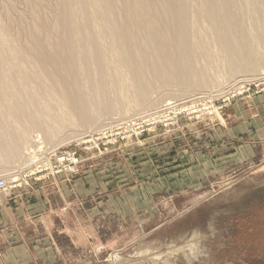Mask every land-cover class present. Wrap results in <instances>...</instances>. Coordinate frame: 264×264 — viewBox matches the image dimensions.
I'll return each instance as SVG.
<instances>
[{
    "label": "rangeland",
    "instance_id": "rangeland-1",
    "mask_svg": "<svg viewBox=\"0 0 264 264\" xmlns=\"http://www.w3.org/2000/svg\"><path fill=\"white\" fill-rule=\"evenodd\" d=\"M81 2L94 43L64 49L66 82L41 54ZM130 4L0 0V84L30 98L0 107L22 146L0 153V264H264V0Z\"/></svg>",
    "mask_w": 264,
    "mask_h": 264
},
{
    "label": "bare ground",
    "instance_id": "bare-ground-1",
    "mask_svg": "<svg viewBox=\"0 0 264 264\" xmlns=\"http://www.w3.org/2000/svg\"><path fill=\"white\" fill-rule=\"evenodd\" d=\"M127 2L129 3V7H131V0H127ZM96 5H100L99 3H97ZM79 6H80V11H78V12H76L75 13V15H70V17H68V18H66V20L63 22V24H62V29H61V31H60V35H59V37H60V40H59V42L56 44V45H59V43H61V41H65L66 40V38L68 37L69 39L71 38H73V41L74 40H77V41H79L80 40V36H83V39H85L84 37H87V35H88V33H89V30H88V28H87V25H85V27H84V31H83V34H81V33H78V32H76V30H74L75 29V25H74V23L76 22V21H79V20H82V19H84V17H85V15H87V13H88V11H87V5L84 3V2H81V4H79ZM128 6V5H127ZM102 7V6H101ZM100 7V8H101ZM72 8H73V4L71 3V2H69L66 6H65V12H67V13H69L71 10H72ZM132 9V8H131ZM102 11H103V9H102ZM136 12V11H135ZM143 13V12H142ZM141 13V14H142ZM102 14L103 15H105V16H107V12L106 11H103L102 12ZM137 18V21L135 22L136 24H135V26H136V28H138V27H140V23H138L139 21H140V17H136ZM1 25V24H0ZM134 25V24H133ZM135 29V28H134ZM119 35V32H117L116 33V36H118ZM261 35V34H260ZM128 38H130L131 40L132 39H134V36L132 35V37H131V35L130 34H128ZM81 44H83V42H80ZM85 43V42H84ZM62 45H64V44H62ZM73 45H75V44H72V47H74L75 48V46H73ZM67 46V45H66ZM66 46H62V48L64 47V48H66ZM76 46H78V44H76ZM160 47V50H161V48H162V45H159ZM62 48H59V50H58V48L56 47L55 49H54V52H53V55H49L46 51H42V54H41V56H42V59H47V58H49V60L52 58V57H54V56H56V55H58V53L60 52V51H63L64 49H62ZM102 48V47H101ZM100 49V48H99ZM163 49V48H162ZM121 51H122V53H123V61H125V63H127L132 69L134 68V66H135V62H134V59H131L130 60V58L128 59V58H126L125 56V53H124V51L121 49ZM160 52V54H162V51H159ZM64 53V52H63ZM97 54H100V50H99V52H97ZM160 60H162L163 62H164V56L162 55L161 57H160ZM46 61V60H45ZM49 63V62H48ZM90 67H96V68H98V66H97V64H92ZM4 67L1 65V63H0V73H3V74H0V80H4L5 78H6V76H7V74H6V72H5V69H3ZM163 68V67H162ZM5 77V78H4ZM77 78V77H76ZM10 80V79H9ZM8 80V81H9ZM74 80H75V78H74ZM12 81V80H11ZM10 84V86H8L9 87V89H8V91L10 92V93H7V94H5V93H1L0 94V107L1 106H3L2 104H3V100H6V99H9V98H12L13 100H15L14 98V92H16V87L13 85V81H12V83H9ZM4 86H6V85H0V88L1 87H4ZM0 91H2L1 89H0ZM4 91H7V88L4 90ZM7 95V96H6ZM11 95V96H10ZM29 97H26V98H24V97H22L20 100L19 99H16L14 102H12V106H14V107H17V108H24V107H26V105H27V102L29 101ZM23 101L25 102V103H23ZM8 138V139H11V140H13V138H15V135L14 134H8L7 136L4 134L3 135V133L2 132H0V141L1 140H3V138ZM15 140H17V139H15ZM9 141V143L6 141H4V143L3 142H0V153H2L3 155V157H4V159H7V161L8 160H11V158H15V157H21V151L19 150V149H21V147L22 146H16L13 142H11L10 143V140H8ZM16 143H18L17 141H16ZM19 144V143H18ZM1 156V157H2ZM2 157V158H3ZM31 161V160H30Z\"/></svg>",
    "mask_w": 264,
    "mask_h": 264
},
{
    "label": "water",
    "instance_id": "water-1",
    "mask_svg": "<svg viewBox=\"0 0 264 264\" xmlns=\"http://www.w3.org/2000/svg\"><path fill=\"white\" fill-rule=\"evenodd\" d=\"M134 28H136L135 25H133V27L131 29H134ZM130 30L127 31V33H126V32L121 31V29L117 28V32H119V35L117 36V38L119 39L120 46L126 55L125 57L128 59L130 58V60H131V59H134L132 48L134 47V45L137 46L139 41H135L133 39H132L133 40L132 41L130 38H128V33L130 32ZM84 38L85 39H83V36H80L79 41H77V40L73 41V38L69 39L67 37L65 41H61V43H59V45H55V46L59 50V48H62V46L67 45L66 49L64 47L62 48V49H65V51L64 50L63 51L66 52V50L70 49V46H72V44H75V45H73L75 47H76V44H78L77 47L79 48L80 54L85 53L87 51V49L93 45L94 41H93V37L90 36V34H88L87 37H84ZM154 41H155V43H157V45H161V44L164 45L166 38H164V36H160L158 39H154L153 42ZM80 42H83V44H81ZM62 44H64V45H62ZM156 48H159V46H157ZM156 50H158V49H156ZM63 51H60L58 53V55L52 57L50 60H49V58L45 59L49 63H46L47 68H45L44 70L48 76L58 77L61 80L63 78H66V82H68V81L71 82V78H73L72 81H74V78L76 79V77L79 75V73H78L79 70L77 69V66H76V59L78 58V56H80V54L78 53L77 56L74 55V56L70 57L69 54H63ZM101 60L102 59H101L100 54L96 53L94 59L90 61L89 65L98 64ZM49 68H50V72H47V69H49ZM0 74H3V73H0ZM87 74H88L87 76H89V74L92 75V73H90L89 71ZM62 82H63V88L65 87L64 92L66 94H70L74 90V89H71L70 86H74V85L67 86L66 82H64V81H62ZM61 87H62V85H61ZM6 88L8 91L9 87H7V86L1 87L0 89L2 91H0V94L1 93L6 94L7 91H4ZM23 103H25V102L23 101Z\"/></svg>",
    "mask_w": 264,
    "mask_h": 264
},
{
    "label": "crops",
    "instance_id": "crops-1",
    "mask_svg": "<svg viewBox=\"0 0 264 264\" xmlns=\"http://www.w3.org/2000/svg\"><path fill=\"white\" fill-rule=\"evenodd\" d=\"M1 212H2V213L4 212V213H6V214H9V212L12 213V211H11V207H7V208L5 207L4 210H2ZM12 214H13V213H12ZM46 214H48V213H46ZM39 217H40L39 219H40L44 224H46V225L48 224V223H47L48 215H45V213H44V214L39 215ZM47 227H49V226L47 225ZM83 241H85V240L83 239L82 242H83Z\"/></svg>",
    "mask_w": 264,
    "mask_h": 264
},
{
    "label": "built area",
    "instance_id": "built-area-1",
    "mask_svg": "<svg viewBox=\"0 0 264 264\" xmlns=\"http://www.w3.org/2000/svg\"><path fill=\"white\" fill-rule=\"evenodd\" d=\"M5 185L4 179L0 178V187H3Z\"/></svg>",
    "mask_w": 264,
    "mask_h": 264
}]
</instances>
